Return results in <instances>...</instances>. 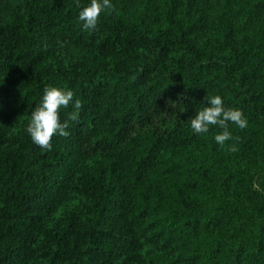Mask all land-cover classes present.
I'll return each mask as SVG.
<instances>
[{
  "label": "trees",
  "instance_id": "1",
  "mask_svg": "<svg viewBox=\"0 0 264 264\" xmlns=\"http://www.w3.org/2000/svg\"><path fill=\"white\" fill-rule=\"evenodd\" d=\"M78 2L0 0V264H264V0H110L91 33ZM46 87L83 105L51 151ZM216 95L223 146L190 123Z\"/></svg>",
  "mask_w": 264,
  "mask_h": 264
},
{
  "label": "clouds",
  "instance_id": "2",
  "mask_svg": "<svg viewBox=\"0 0 264 264\" xmlns=\"http://www.w3.org/2000/svg\"><path fill=\"white\" fill-rule=\"evenodd\" d=\"M77 7H80L77 0ZM105 10H115L110 0H91L89 6L84 7L79 12L78 20L82 23L84 31L91 33L98 25L102 12ZM207 105L202 110L196 112L190 118L191 129L196 134L207 133L211 126H217L223 131L215 136L217 144L223 146L226 141L233 139L229 131V123L235 124L241 130L247 128L248 121L242 110L238 108L225 107L221 96L216 95L211 98L205 97ZM175 104V102H172ZM73 107V111L63 121L61 120L60 110ZM83 105L81 100H74V92L71 90L60 89L57 87H46L42 101L36 105L30 114V121L26 131L31 137L33 144L39 146L44 151L52 150V138L54 135L61 137L70 136L72 122L78 121L79 113ZM236 139H239L237 137ZM236 147H230V151L235 152Z\"/></svg>",
  "mask_w": 264,
  "mask_h": 264
}]
</instances>
